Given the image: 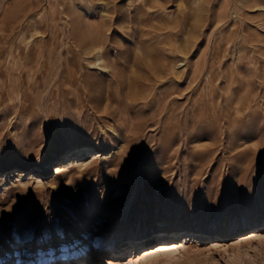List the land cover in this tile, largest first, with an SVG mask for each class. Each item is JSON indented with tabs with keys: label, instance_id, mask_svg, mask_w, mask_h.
Returning a JSON list of instances; mask_svg holds the SVG:
<instances>
[{
	"label": "rangeland",
	"instance_id": "1",
	"mask_svg": "<svg viewBox=\"0 0 264 264\" xmlns=\"http://www.w3.org/2000/svg\"><path fill=\"white\" fill-rule=\"evenodd\" d=\"M262 225L264 0H0V264H132L135 230L264 264Z\"/></svg>",
	"mask_w": 264,
	"mask_h": 264
},
{
	"label": "bare ground",
	"instance_id": "2",
	"mask_svg": "<svg viewBox=\"0 0 264 264\" xmlns=\"http://www.w3.org/2000/svg\"><path fill=\"white\" fill-rule=\"evenodd\" d=\"M88 148H90V147H88ZM84 149H85V147H84ZM86 151H88V150H85V152ZM95 152V151H94ZM76 153H79V152H73V153H70L69 155H67L66 157H65V159H63V160H61V164H59V165H57L56 167L57 168H61V167H64L65 166V164H67L68 162H69V160H70V157L71 156H77V155H79V154H81V153H84V151H80V153L79 154H77L76 155ZM73 158V157H72ZM71 158V159H72ZM63 163V164H62ZM68 165V164H67ZM50 164H48L47 165V167L46 168H50ZM55 167V169H57ZM53 168V167H52ZM54 169V168H53ZM54 169V170H55ZM59 170V169H58ZM57 171V170H56ZM60 172V171H59ZM264 226L262 225V228H263ZM261 228V227H260ZM181 229V228H180ZM162 230H164V234H163V238H165V235H172L171 233V231L173 230V228L172 227H170V226H168V228L167 229H165V228H163ZM263 230V229H262ZM166 231H167V234H165L166 233ZM187 231V230H186ZM252 231V230H251ZM254 231V230H253ZM260 231H261V229H260ZM141 232V231H140ZM175 231H173V233H174ZM228 232H229V230H228ZM255 232V231H254ZM257 232V231H256ZM258 232H259V230H258ZM230 233V232H229ZM253 233V232H252ZM174 234H176V233H174ZM180 234H181V232H180ZM201 234H203V233H201ZM145 235V234H144ZM143 235V236H144ZM147 235V234H146ZM152 236H153V234H151ZM222 235V234H221ZM126 236V235H125ZM129 236V235H128ZM132 240L134 241V242H132L133 244H132V248H133V250H137V253H134V254H132V260H130V263H132V264H138L139 263V261H141L143 258H144V255L146 254V251H147V249L146 250H140L141 248H142V246H143V244L147 241H151V239H149V237L150 236H148L147 235V237L146 238H144V240L142 239V241H140V239L138 238V236H139V231H137V230H135V231H133L132 232ZM141 236V235H140ZM177 236V235H176ZM189 236V235H188ZM191 236H195L194 237V239H196L197 238V240L200 238H203L202 236L201 237H197V236H200V234H193V235H191ZM170 237H172V236H169L168 238H170ZM190 237V236H189ZM189 237H181L180 239H177L178 241H176V242H173L172 244H170V249L169 250H182V249H184V248H186V246H187V242L188 241H191L192 240V238H189ZM129 238V237H128ZM131 238V237H130ZM167 238V237H166ZM147 239V240H146ZM119 240V239H118ZM131 240V241H132ZM141 242V243H139V244H137L138 242ZM195 241V240H194ZM195 243V242H194ZM190 244V243H189ZM158 246H160V248H162L163 246L162 245H158ZM110 247V244L108 243V244H106L105 246H102V247H100V248H98L97 249V253L100 255V257L101 256H105L106 254H107V251H108V248ZM109 249H111V248H109ZM140 250V251H139ZM110 252V251H109ZM88 254V253H87ZM109 254V253H108ZM90 255V254H89ZM107 256V255H106ZM101 260H103L104 262H107L108 264H112L110 261H108V260H105V258H102ZM87 261V260H86ZM35 264H40V263H35Z\"/></svg>",
	"mask_w": 264,
	"mask_h": 264
},
{
	"label": "snow or ice",
	"instance_id": "3",
	"mask_svg": "<svg viewBox=\"0 0 264 264\" xmlns=\"http://www.w3.org/2000/svg\"><path fill=\"white\" fill-rule=\"evenodd\" d=\"M28 239H31V236L30 235L28 236Z\"/></svg>",
	"mask_w": 264,
	"mask_h": 264
}]
</instances>
